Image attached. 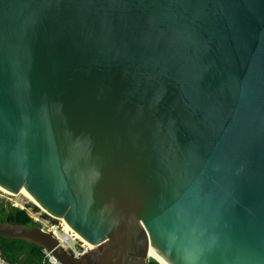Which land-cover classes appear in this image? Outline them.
<instances>
[{
	"label": "water",
	"instance_id": "1",
	"mask_svg": "<svg viewBox=\"0 0 264 264\" xmlns=\"http://www.w3.org/2000/svg\"><path fill=\"white\" fill-rule=\"evenodd\" d=\"M0 188L56 264H264V0H0Z\"/></svg>",
	"mask_w": 264,
	"mask_h": 264
},
{
	"label": "trees",
	"instance_id": "2",
	"mask_svg": "<svg viewBox=\"0 0 264 264\" xmlns=\"http://www.w3.org/2000/svg\"><path fill=\"white\" fill-rule=\"evenodd\" d=\"M0 222L41 227L38 222L31 218L26 209L15 207L1 197ZM0 251L8 262L12 264H52L42 247L23 240L0 238ZM148 264L158 263L150 260Z\"/></svg>",
	"mask_w": 264,
	"mask_h": 264
},
{
	"label": "built area",
	"instance_id": "3",
	"mask_svg": "<svg viewBox=\"0 0 264 264\" xmlns=\"http://www.w3.org/2000/svg\"><path fill=\"white\" fill-rule=\"evenodd\" d=\"M29 214L35 222H38L41 225V228L43 230L51 233L58 240L59 244L71 255L75 257H80L92 249V247H90V245L86 243L83 239H81L80 237L78 238L73 230H68L64 222L58 220L60 221V223L58 224H50L49 222H47V225H44L43 222L40 221V216L38 217L30 212ZM46 254L49 261L52 264H55L54 261H52L51 255L49 253ZM0 264H12L8 262V260L3 256L1 251Z\"/></svg>",
	"mask_w": 264,
	"mask_h": 264
},
{
	"label": "rangeland",
	"instance_id": "4",
	"mask_svg": "<svg viewBox=\"0 0 264 264\" xmlns=\"http://www.w3.org/2000/svg\"><path fill=\"white\" fill-rule=\"evenodd\" d=\"M0 197L6 200L7 202H10L14 206H18L19 208H24L28 210V212L38 217L40 216V221H42L44 225H47V222H49L50 224L60 223V221L52 219L50 216H48L40 207H38L36 203L32 202L24 195H10L0 190ZM65 225L67 226L68 230H71L67 224ZM77 237L79 238V236Z\"/></svg>",
	"mask_w": 264,
	"mask_h": 264
},
{
	"label": "bare ground",
	"instance_id": "5",
	"mask_svg": "<svg viewBox=\"0 0 264 264\" xmlns=\"http://www.w3.org/2000/svg\"><path fill=\"white\" fill-rule=\"evenodd\" d=\"M0 190L1 191H3L4 193H6V194H9L8 192H6L5 190H3V189H1L0 188ZM11 195V194H10ZM19 195H24V196H26L28 199H30L32 202H34L35 203V201L24 191V190H22V192H21V194H19ZM70 228V227H69ZM71 229V228H70ZM72 230V229H71ZM75 233V232H74ZM77 236H79L78 234H76ZM80 237V236H79ZM81 238V237H80ZM82 239V238H81ZM91 247V246H90ZM153 257V259H155V260H157L160 264H166L162 259H160V258H158V256H156L155 254H153L152 255ZM55 263V262H54ZM56 264V263H55Z\"/></svg>",
	"mask_w": 264,
	"mask_h": 264
}]
</instances>
